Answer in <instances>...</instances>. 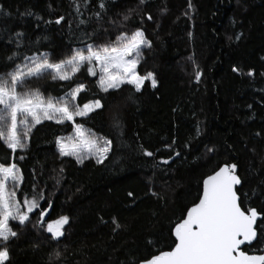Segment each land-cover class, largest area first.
<instances>
[{
	"label": "trees",
	"instance_id": "obj_1",
	"mask_svg": "<svg viewBox=\"0 0 264 264\" xmlns=\"http://www.w3.org/2000/svg\"><path fill=\"white\" fill-rule=\"evenodd\" d=\"M0 9V73L14 67L13 53H48L55 62L141 30L151 46L142 48L137 72L156 80L139 92L123 84L106 93L85 67L71 83L28 82L45 97L83 83L77 103L99 99L103 107L75 124L112 146L102 164L78 163L56 143L74 133L73 122L32 129L26 150L15 153L23 174L17 196L42 192L48 215L43 225L36 213L24 225L10 221L17 236L7 242L6 264H140L171 250L175 226L224 164L238 166L243 207L264 213V0H0ZM12 160L0 143V162ZM65 215V235L53 239L46 226ZM258 240L245 250L264 252V233Z\"/></svg>",
	"mask_w": 264,
	"mask_h": 264
},
{
	"label": "snow or ice",
	"instance_id": "obj_2",
	"mask_svg": "<svg viewBox=\"0 0 264 264\" xmlns=\"http://www.w3.org/2000/svg\"><path fill=\"white\" fill-rule=\"evenodd\" d=\"M100 7L104 5L101 3ZM147 19L152 20V16ZM62 20L63 17H60L55 22L60 24ZM23 35L22 32L16 33L18 48L21 46L19 38ZM150 46L144 32L136 30L131 34L122 33L108 44H86L83 48L72 49L70 55L55 62L50 60L48 53L22 58L13 53L7 57L14 67L9 72L0 73V143L10 150L13 160L9 164L0 162V243L5 245L0 247V264L9 260L6 245L17 236L10 221L24 225L36 213L39 217L37 223L43 225L44 217L48 215V210L40 207V201L44 199L42 192L37 193L33 189L31 198L23 193L19 198L17 196L23 174L15 163V153L26 150L32 129L46 120L57 124L73 122L74 135L58 138L56 143L62 156L75 157L78 163L95 157L96 162L102 164L112 146L111 140L96 137L83 124H75L76 117H87L103 107L99 99L83 105L77 103L80 93L86 91L83 83H77L63 97H45L39 89L28 88V82L47 76L71 83L76 74L86 67L89 75H98V85L106 93L118 90L123 84L134 85L139 92L146 80H151L152 87H156L152 73L140 76L137 72L141 50ZM17 58L21 59L20 63H15ZM233 71L238 70L234 68ZM200 75L197 73V80ZM144 155L151 157L153 153L145 151ZM176 155L180 153L176 152ZM163 163L169 161L164 160ZM241 183L234 163L224 164L209 175L203 181L199 203L191 207L187 218L175 226L177 242L174 248L146 258L141 264H264V254L249 255L241 250L242 246L259 243L258 232L264 233V213L258 212L255 207H243L237 192ZM244 195L247 196L246 193ZM48 208H51L50 204ZM69 223L68 216H61L48 223L46 230L53 239H59L65 235L63 229Z\"/></svg>",
	"mask_w": 264,
	"mask_h": 264
},
{
	"label": "water",
	"instance_id": "obj_3",
	"mask_svg": "<svg viewBox=\"0 0 264 264\" xmlns=\"http://www.w3.org/2000/svg\"><path fill=\"white\" fill-rule=\"evenodd\" d=\"M232 164H233V163H232ZM234 164H236V163H234ZM236 165H237V164H236ZM217 171H218V170H217ZM214 173H215V172H214ZM214 173H213V174H214ZM213 174H211V175H213ZM237 175H239V174H238V166H237ZM206 179H207V178H206ZM241 184H242V183H241ZM240 186H241V185H238V186H237V190H238V188H239ZM237 192H238V191H237ZM238 195H239V194H238ZM201 197H202V196H201ZM198 203H199V202H198ZM195 205H196V204H195ZM195 205H193V206H195ZM193 206H192V207H193ZM190 209H191V208H190ZM190 209H189V210H190ZM189 210H188V211H189ZM186 218H187V214H186V216H185L184 219H186ZM182 221H183V220H181L180 222H182ZM180 222H179V223H180ZM258 222H259V220H258ZM174 229H175V228H174ZM173 233H174V230H173ZM174 237H175V235H174ZM258 237H259V232H258ZM175 239H176V238H175ZM176 242H177V241H176ZM254 243H255V242H253V244H254ZM249 246H252V245L242 246V249H241V250L245 251V252H246L247 254H249V255H261V254H264V252H261V253H249V252H247V251L245 250V248H246V247H249ZM173 248H174V247H173ZM173 248H172V249H173ZM172 249H171V250H172ZM171 250H168V251H171ZM163 252H164V251H163ZM161 253H162V252H161ZM159 254H160V253H159ZM159 254H157V255H159ZM140 264H141V263H140Z\"/></svg>",
	"mask_w": 264,
	"mask_h": 264
},
{
	"label": "rangeland",
	"instance_id": "obj_4",
	"mask_svg": "<svg viewBox=\"0 0 264 264\" xmlns=\"http://www.w3.org/2000/svg\"><path fill=\"white\" fill-rule=\"evenodd\" d=\"M73 135H74V133H73V134H71V135H70V136H68V137H71V136H73ZM68 137H67V138H68Z\"/></svg>",
	"mask_w": 264,
	"mask_h": 264
}]
</instances>
